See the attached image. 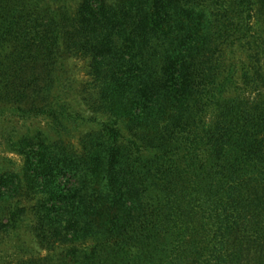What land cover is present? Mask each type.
I'll use <instances>...</instances> for the list:
<instances>
[{"label": "trees", "instance_id": "trees-1", "mask_svg": "<svg viewBox=\"0 0 264 264\" xmlns=\"http://www.w3.org/2000/svg\"><path fill=\"white\" fill-rule=\"evenodd\" d=\"M263 53L264 0H0V105L58 136L95 124L77 148L7 138L0 245L26 230L50 254L23 264H200L207 222L229 216L219 246L264 247ZM61 54L88 62L91 119Z\"/></svg>", "mask_w": 264, "mask_h": 264}, {"label": "rangeland", "instance_id": "rangeland-1", "mask_svg": "<svg viewBox=\"0 0 264 264\" xmlns=\"http://www.w3.org/2000/svg\"><path fill=\"white\" fill-rule=\"evenodd\" d=\"M45 1L49 2L52 6L65 7L69 14H73L78 4L82 0ZM232 51H234L232 57L242 61V63L245 62V58L240 52L236 51L234 48ZM59 60L64 64L67 79L69 78V80L74 81V85L70 91V99L72 100L74 109L78 113L84 115L87 119L93 118L94 114L91 113L83 100L85 96L84 91L88 90L91 86V79L88 76L87 69L88 62L83 58L70 54H61ZM262 63H264V59L262 60ZM262 90L264 92V83ZM0 109H2L0 110V164L3 166L8 165V161L15 163L11 169L20 165L21 158L11 152L7 146L6 140L10 135H22L38 130L43 132L49 139L56 141L59 140L70 147L77 148L80 138L84 134L90 132V130L95 129V124L87 122L86 120V122L78 127L75 131L72 130L68 134L58 136L54 131H52V125L47 119H35L24 122L17 120L11 115L13 106L0 105ZM5 160L7 162H4ZM228 209H233V206L229 207ZM231 222L232 219L229 216L225 218L223 217L221 220H218L216 217L207 222L208 226H206L207 229L205 232L208 234H206L204 240L208 241L209 245L213 249H219L220 255L226 257V261L223 260L220 264H237V262H235V260L233 261L232 259L233 257H236L237 253V256L241 258V264H262L263 260L261 257L263 254L261 253V250L264 249L262 241L256 240L254 241L252 248H246L244 250H238L232 253L231 250L227 248L226 244L219 246L218 240L213 239L215 236H218V238L221 236L220 240H223L226 237V234L223 236L222 233H224L225 230L231 225ZM22 235V243L19 244V247H16L14 242L8 240L7 238L3 240V243L0 245V264H23L29 260L43 258L50 254L49 251L42 249L37 244L34 236L30 232L25 230ZM241 239L243 238L241 237L240 240ZM253 239L254 238L247 237V241H252ZM242 241L243 240H241L240 243H242ZM224 243H227V241H224ZM86 245L90 247L93 245V242L89 240ZM171 245L172 246L169 247L170 250L174 249L173 247H175V249H179L180 252L184 250L182 248L183 245H181L177 240L172 241ZM213 249L211 250L209 248V250L203 255L200 264H217L216 261L218 257L216 255V251ZM56 252L59 253V249ZM105 253L106 251H104V254ZM168 262L174 264L176 261L169 256Z\"/></svg>", "mask_w": 264, "mask_h": 264}]
</instances>
